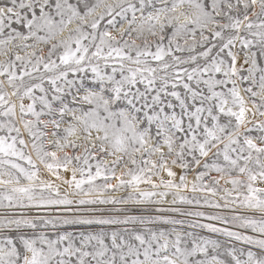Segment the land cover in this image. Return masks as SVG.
Returning a JSON list of instances; mask_svg holds the SVG:
<instances>
[{
    "label": "snow or ice",
    "instance_id": "1",
    "mask_svg": "<svg viewBox=\"0 0 264 264\" xmlns=\"http://www.w3.org/2000/svg\"><path fill=\"white\" fill-rule=\"evenodd\" d=\"M0 264H264V0H0Z\"/></svg>",
    "mask_w": 264,
    "mask_h": 264
}]
</instances>
